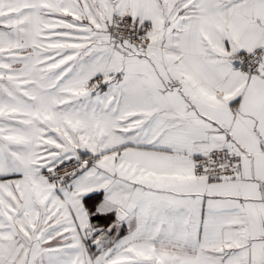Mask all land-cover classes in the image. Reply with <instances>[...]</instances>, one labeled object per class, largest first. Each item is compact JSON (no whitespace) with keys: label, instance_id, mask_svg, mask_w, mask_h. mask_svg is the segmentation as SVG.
Masks as SVG:
<instances>
[{"label":"snow or ice","instance_id":"6c2138e0","mask_svg":"<svg viewBox=\"0 0 264 264\" xmlns=\"http://www.w3.org/2000/svg\"><path fill=\"white\" fill-rule=\"evenodd\" d=\"M0 264H264V0H0Z\"/></svg>","mask_w":264,"mask_h":264}]
</instances>
